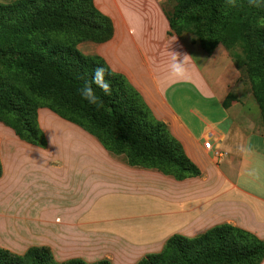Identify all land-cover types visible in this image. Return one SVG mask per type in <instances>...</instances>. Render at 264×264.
<instances>
[{
  "label": "crops",
  "instance_id": "crops-1",
  "mask_svg": "<svg viewBox=\"0 0 264 264\" xmlns=\"http://www.w3.org/2000/svg\"><path fill=\"white\" fill-rule=\"evenodd\" d=\"M93 4L113 34L90 55L126 79L200 176L178 181L129 166L77 124L38 108L45 148L0 123V248L23 255L46 247L58 263L136 264L174 235L191 239L223 224L264 241V127L228 53L217 47L208 55L172 33L158 0ZM174 36L168 50L198 66L184 80L166 71Z\"/></svg>",
  "mask_w": 264,
  "mask_h": 264
},
{
  "label": "trees",
  "instance_id": "trees-1",
  "mask_svg": "<svg viewBox=\"0 0 264 264\" xmlns=\"http://www.w3.org/2000/svg\"><path fill=\"white\" fill-rule=\"evenodd\" d=\"M166 17L172 33L195 35L198 42L192 43L208 55L219 43L227 49L239 44L264 120V23H260L264 9L248 7L247 0H239L235 8L226 7L224 0H176ZM112 34L110 20L93 0L0 3V123L20 140L45 148L37 110L46 107L80 126L129 166L154 169L178 181L200 176L179 142L126 79L100 57L77 48L85 41L106 42ZM98 66L106 69L112 86L110 96L97 89L103 102L100 108L88 105L77 92ZM263 258L264 241L223 224L191 239L174 235L160 253L146 255L136 264H259ZM0 264L88 263L81 259L58 263L48 248L31 247L23 255L0 248Z\"/></svg>",
  "mask_w": 264,
  "mask_h": 264
},
{
  "label": "clouds",
  "instance_id": "clouds-1",
  "mask_svg": "<svg viewBox=\"0 0 264 264\" xmlns=\"http://www.w3.org/2000/svg\"><path fill=\"white\" fill-rule=\"evenodd\" d=\"M224 3L226 7L235 8L239 5V0H224ZM247 5L254 9H264V0H247ZM260 23H264V18H261ZM169 39L170 43L164 51L167 74L173 80H184L188 78L190 71L193 68H198V66L193 62L194 59L191 56L176 51H169V46L176 39V36ZM107 75L106 69L103 66H98L93 70L90 79H85L82 86L77 89L81 99L88 105L97 108L103 107V102L100 96L97 95V89L105 96L112 94L111 82L106 79ZM88 264H93V262L89 261Z\"/></svg>",
  "mask_w": 264,
  "mask_h": 264
},
{
  "label": "rangeland",
  "instance_id": "rangeland-1",
  "mask_svg": "<svg viewBox=\"0 0 264 264\" xmlns=\"http://www.w3.org/2000/svg\"><path fill=\"white\" fill-rule=\"evenodd\" d=\"M15 0H0V3H3V4H9V3H12L14 2ZM159 1V4L162 8V10L165 12V13H170L172 12L174 6L176 5V0H158ZM190 37L192 38V40H195L194 42H198L196 40V37L195 35L193 34H190V33H184L182 35H180L179 37ZM194 44H197V43H194ZM93 43L91 42H88V41H85V42H82L80 44L77 45V48L79 49V51L85 55H90V49L93 47ZM221 45V48L224 49L228 55L230 56V58L232 59L233 63H234V66L238 69V72L240 73V76L238 77V86L242 88V90L244 91V95L245 96H249L251 97V99H253L257 109L259 110L260 112V119L262 120V124H263V127H264V120H263V117H262V113H261V110H260V107L259 105L257 104L254 96H253V91H252V83L250 81V78L246 72V68L243 64V52H242V49L241 47L239 46V44H236L234 47H232L231 49H227L226 46L222 45L221 43H219L217 47H220ZM91 47V48H90ZM215 48V49H216ZM214 49V50H215ZM18 56V55H16ZM235 57L238 58L237 61H235ZM10 57H8V60H9ZM14 58V55L13 57ZM237 62V63H236ZM122 157V156H121Z\"/></svg>",
  "mask_w": 264,
  "mask_h": 264
},
{
  "label": "built area",
  "instance_id": "built-area-1",
  "mask_svg": "<svg viewBox=\"0 0 264 264\" xmlns=\"http://www.w3.org/2000/svg\"><path fill=\"white\" fill-rule=\"evenodd\" d=\"M203 146H204L205 149L210 150V149H211V146H212V143H211V141H210L209 139H206V140L204 141V143H203ZM214 156H215V158H216L217 160H220V159H222V158L224 157V153H223V152H222V153H220V152H215V153H214Z\"/></svg>",
  "mask_w": 264,
  "mask_h": 264
}]
</instances>
